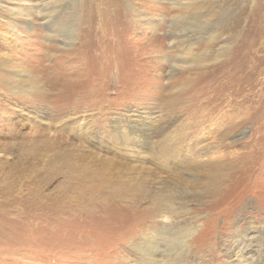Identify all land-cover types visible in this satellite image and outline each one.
Masks as SVG:
<instances>
[{"label": "rangeland", "instance_id": "obj_1", "mask_svg": "<svg viewBox=\"0 0 264 264\" xmlns=\"http://www.w3.org/2000/svg\"><path fill=\"white\" fill-rule=\"evenodd\" d=\"M36 1L0 0V264H152L140 245L158 231L172 241L164 264L263 263L264 46L258 75L234 73L224 38L169 73L185 43L174 50L156 15L169 1L143 6L146 25L121 0L117 49L104 58L80 36L114 15L106 0L65 4L72 41L41 26ZM230 77L240 83L226 87ZM237 252L248 256L236 263Z\"/></svg>", "mask_w": 264, "mask_h": 264}, {"label": "bare ground", "instance_id": "obj_2", "mask_svg": "<svg viewBox=\"0 0 264 264\" xmlns=\"http://www.w3.org/2000/svg\"><path fill=\"white\" fill-rule=\"evenodd\" d=\"M69 1H74V0H37L36 2H34V4H28V6L32 5L31 8H33L35 10V12L40 16L41 22H39V23H41V26L44 27L46 31H48L49 33H52V34L53 33L56 34L58 32L57 35H60V31L64 30V31H66V34L68 36L67 38L70 41H72V40H76L78 38L80 31H78L79 27L77 25L72 24L73 26H71V27L66 26L67 23L71 24V22L66 19V11L67 10L64 11L63 9L65 8V4L69 3ZM88 1H90V3L94 2V0H88ZM124 1H125L124 3L126 4V6L129 9V11L132 10V12H134L138 16H143L142 21L144 23H146V21H147L146 25L149 23L148 19L151 17L153 12L150 10H147V12H145L143 9V6L148 5L147 6L148 9H153V10L154 9H161V6H162V2L160 0H147V1L146 0H138V1L136 0L137 3H134L135 1H133V0H124ZM167 1H169L173 7L171 9H168V11H167L168 13L166 12V14H162V13L158 14L156 12L157 13L156 15H157V17L160 18L159 21L163 23V25H164L163 27L168 32L169 36L172 38L170 41V45H171V47L174 48V50H175L176 46L178 45L179 41L181 43L182 42L186 43V44L184 43V45L180 49V53H177L170 60L171 63H170V67H169V73H171L174 69H176V67H183L184 65H187V64L197 63L201 59V57H199L198 54H200V56L207 54L205 52H209L208 48L212 47V45L215 44V42L217 40H219L220 38H222V39L224 38V40L220 41L221 47L218 48V51L219 50H225L228 48L227 51H229L231 53L229 65L231 66L230 68L235 69L234 73L238 72L237 68H239V67L242 68L243 71L245 69L249 68L248 71L245 70V71H247L246 73L254 72V70H255V72H254L255 75L256 74L258 75V73H260V70L258 71L257 67H259L258 65H259L262 58L259 55L257 56L255 54V52L257 51L255 46H258V49H260L264 46V3H263V1L261 2V0L260 1L259 0H240V3L238 4V9L236 8L237 10L234 11V13L230 9V8H232L231 5H229V3L232 2L231 0H167ZM103 3H104V0H103ZM105 3L107 5V6H105V7H107L105 9H107L108 11L111 12V14H114V15H112V17L103 18L101 23H94L95 21L93 23H90V22L86 23L85 26L83 27V30H82V32L84 34L82 36H80L81 37L80 39L83 40L81 42L82 44H80L83 52H85V50H86V52H89V51H87V49L90 50L91 47H94L96 49L97 52L96 53L94 52V54H92L93 57L99 56L100 55L99 50L100 49L102 50V48H104L103 58L105 55L111 54L112 50L114 51L115 49H117L115 47H112V45L115 44V42L117 41V39L119 37V34L122 31V28H121L122 27V21L120 19V16H121L120 15V9H121L120 7L122 5L121 0H106ZM124 3L122 5V7L123 6L125 7ZM14 4H16V3H14ZM246 6H248L249 8L247 9ZM23 7H24V5H23ZM25 9H27V8H25ZM96 9H100V8L97 7ZM102 9H100V12ZM11 12H12V10H11ZM22 15L23 16L26 15L28 17L29 14H26L24 12V13H22ZM211 15H212V18H214V16H215V18H214L215 21H219L220 19L223 20L224 21L223 25L217 26V22L208 18ZM246 17L250 18L249 25L246 29H243L242 25H243V22H245V21H243V19L244 18L246 19ZM154 19L152 18V23H150L149 29H151L153 27L156 28L154 25H152L154 23V21H153ZM156 22H157V20H156ZM22 23H24L26 25V27L32 28V26H33V23H31L30 21L26 22V19L23 20ZM96 24L99 25L100 27L97 26ZM245 26H247V25H245ZM33 27H35V26H33ZM36 28H37V26H36ZM2 29H4V28H2ZM107 30H108L109 34L106 36L103 35ZM134 30H136V29H134ZM34 31H36V30H34ZM149 31H151V30H149ZM189 33H191V34H189ZM234 33H235L234 36L239 37V39H238L237 47H235L234 50L231 51V47L234 44L233 45H232V43L229 44L227 36L228 35L231 36ZM96 34L99 35L98 38H94L93 40L91 39V43L87 42L88 39L92 38V36H96ZM30 35H31V33H30ZM185 35L186 36L190 35L193 38L181 40V38H182L181 36H185ZM223 35H224V37H223ZM199 39H202L204 49L199 47V46H201L198 44ZM190 40H192V41H190ZM222 46H225V47H222ZM79 48H80V46L78 47V49ZM195 50H196V53H194ZM81 54L83 55V53H81ZM101 56L102 55H100V58H101ZM147 56H148V54H147ZM150 56H151V54H150ZM254 57L256 58L257 63H254V66H252V65L248 66L249 60H250L249 58H254ZM147 60H148V58H147ZM146 65H148V64H145V66ZM260 65H261V63H260ZM158 69H160V68H158ZM239 70H241V69H239ZM247 76H250V75H247ZM241 78H242V76H241ZM237 80H239V79L234 80V78L230 77V79L228 80L229 83L226 85V87L230 88L233 85V82L236 84L240 83ZM248 80L249 79L244 78L243 83L250 82ZM249 85H250V83H249ZM38 90H40V89H38ZM16 202H18V201H16ZM37 205L38 204L35 203V206H37ZM22 210H23V208H22ZM172 214H173V212L169 213V215L168 214L163 215V217H165V219L168 220L169 217L171 218ZM1 226L4 227L5 224L0 223V227ZM193 232H190V234L188 233V236L190 237V235ZM167 236L168 235H165L163 232L158 231L157 234H155V235L149 233L148 237L147 236L144 237V239H146L145 240L146 244L140 245V253H142L141 259L142 260L148 259V262H150L152 264H164V263L168 262L169 260H171L172 254H170V253L172 252L173 248H172V246L168 245L167 243L171 244L172 241L168 240ZM159 239H161V240L164 239L166 244H164V245L159 244L158 245L157 241ZM149 242L152 243V246L149 245ZM182 245H186L185 240L182 241ZM247 256H248L247 252H243L242 254H241V252H237L236 257L234 258L235 262L236 263L241 262V260L243 261ZM259 256H260V254H259ZM260 260L261 261L259 262V264H264V262L262 263V261H263L262 257L260 258ZM127 262L134 264L131 259H129ZM251 264H256V263L251 262Z\"/></svg>", "mask_w": 264, "mask_h": 264}]
</instances>
